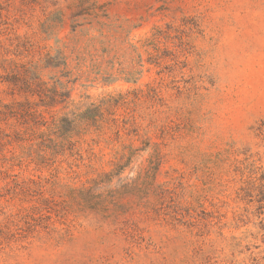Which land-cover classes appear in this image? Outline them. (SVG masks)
I'll return each instance as SVG.
<instances>
[{
  "label": "rangeland",
  "instance_id": "rangeland-1",
  "mask_svg": "<svg viewBox=\"0 0 264 264\" xmlns=\"http://www.w3.org/2000/svg\"><path fill=\"white\" fill-rule=\"evenodd\" d=\"M27 63L45 90L0 83V109L46 125L0 119V264H264V0H0V77Z\"/></svg>",
  "mask_w": 264,
  "mask_h": 264
},
{
  "label": "trees",
  "instance_id": "trees-1",
  "mask_svg": "<svg viewBox=\"0 0 264 264\" xmlns=\"http://www.w3.org/2000/svg\"><path fill=\"white\" fill-rule=\"evenodd\" d=\"M75 17V16H74ZM78 26L73 23L72 25V32L75 33L77 31ZM67 65V58L64 56V53L60 50L57 52L56 56H53L51 54H46L44 57V67L46 69L52 68V69H61L66 68ZM18 73L16 74L15 78H8L7 80H2L3 78L0 77V83H8L10 85H13L14 87L19 88V91H22L24 93H28V95H32V93H38L40 90H45V84L42 82L39 78L36 77V72L34 70L35 67H33L30 63L23 64L20 66H16ZM38 89V90H37ZM44 93V92H43ZM41 94V92H40ZM38 94V95H40ZM46 97L53 98L55 100V96L57 97V92H55V96H48L52 93H44ZM42 97V96H40ZM104 103L102 105H99V107L95 109H88L83 114L80 115V118L83 119L84 122H90V126L95 128L96 130H104V119L102 113ZM33 108L25 107L23 103H16L13 105H3V108L0 109V119L7 118V117H13L21 115L24 120L30 119L32 117V122L34 123V126L37 125H46V124H38L39 119L43 118L41 114H38L37 111H32ZM49 130L47 132L36 134L38 138L42 140V147L44 149H54L56 152L59 148L64 147L65 140L61 139V135H70L72 134L76 129L75 121L70 120L68 117L64 116L59 119H53L50 124H48ZM119 133V130L116 129ZM53 147V148H52ZM55 148H58L55 150ZM129 154L123 153L121 156H119V163H123L124 165H119L122 170H124L127 166H129L133 160V158L137 155V149L130 148ZM45 151V150H44ZM41 159H46L47 155L42 154L40 155ZM162 164V158L160 154H157L155 156L154 163L150 166V171L153 172L155 176L160 172V167ZM109 175L103 174L99 176L98 179L93 180V186L96 184L102 185ZM93 186L90 188H85L84 191L81 192L80 199L85 204V206L90 210H95L99 212H104L105 208L103 203H97L96 198L92 195ZM134 190L137 191V188Z\"/></svg>",
  "mask_w": 264,
  "mask_h": 264
}]
</instances>
